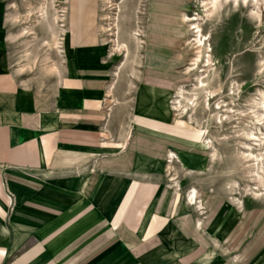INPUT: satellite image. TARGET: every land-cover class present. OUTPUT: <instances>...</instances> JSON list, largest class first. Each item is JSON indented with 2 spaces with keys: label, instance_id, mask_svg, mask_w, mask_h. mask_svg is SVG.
<instances>
[{
  "label": "rangeland",
  "instance_id": "obj_1",
  "mask_svg": "<svg viewBox=\"0 0 264 264\" xmlns=\"http://www.w3.org/2000/svg\"><path fill=\"white\" fill-rule=\"evenodd\" d=\"M0 17L11 62L37 91L101 79L116 168L91 200L105 205L106 234L134 225L139 251L123 240L109 250L133 264H264V0H0ZM151 110L181 121L186 142L131 125ZM133 129L153 136V157L122 148ZM9 182L18 205L58 190Z\"/></svg>",
  "mask_w": 264,
  "mask_h": 264
},
{
  "label": "crops",
  "instance_id": "obj_2",
  "mask_svg": "<svg viewBox=\"0 0 264 264\" xmlns=\"http://www.w3.org/2000/svg\"><path fill=\"white\" fill-rule=\"evenodd\" d=\"M1 25L0 264H133L130 253L123 258L122 253L114 251L116 247L109 249L120 246L123 240L136 255L139 250L132 246L138 242L134 225L125 223L127 230L123 232L117 224L106 234L105 205L91 200L103 193L100 173L116 168V157L108 152L113 145L99 125L105 121L107 111L94 97L102 86L101 79L86 77L78 85L62 84L65 87L58 88L53 96L37 91L13 66ZM95 63L92 59L83 62L88 68L98 69ZM81 72L86 73L83 69ZM130 120L139 130L186 142L180 138L187 137L185 125L170 112L137 111ZM122 148L153 157V136L133 129L123 138ZM9 170H17L36 182L13 177ZM89 170L93 175L85 184L80 183ZM10 178L30 183L38 190L56 180L58 190L48 189L50 203L18 205Z\"/></svg>",
  "mask_w": 264,
  "mask_h": 264
},
{
  "label": "bare ground",
  "instance_id": "obj_3",
  "mask_svg": "<svg viewBox=\"0 0 264 264\" xmlns=\"http://www.w3.org/2000/svg\"><path fill=\"white\" fill-rule=\"evenodd\" d=\"M61 26H63V25H61ZM200 33V32H199ZM199 36V35H198ZM202 38V37H201ZM200 38V40L198 41V44L200 43V45H201V43L203 42L202 41V39ZM196 41V40H195ZM197 43V42H196ZM203 44V43H202ZM199 45V46H200ZM197 48V47H196ZM202 48V46L200 47V51H197L198 53H197V59H195V61L196 60H199V57L201 56V50H203V49H201ZM175 106H177V105H175ZM168 157L172 160V159H174V158H177V155L173 152V150H171V151H169L168 152ZM170 160V161H171ZM189 200H190V202L191 203H196V192H195V190H193V191H191L190 193H189Z\"/></svg>",
  "mask_w": 264,
  "mask_h": 264
}]
</instances>
